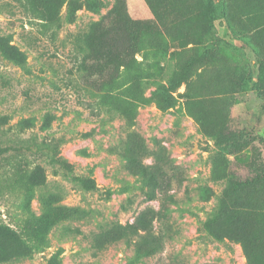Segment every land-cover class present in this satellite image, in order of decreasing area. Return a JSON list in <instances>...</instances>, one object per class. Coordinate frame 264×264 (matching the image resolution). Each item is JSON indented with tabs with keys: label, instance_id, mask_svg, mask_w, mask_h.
<instances>
[{
	"label": "rangeland",
	"instance_id": "1",
	"mask_svg": "<svg viewBox=\"0 0 264 264\" xmlns=\"http://www.w3.org/2000/svg\"><path fill=\"white\" fill-rule=\"evenodd\" d=\"M0 152V264H253L204 224L262 243L264 0H0Z\"/></svg>",
	"mask_w": 264,
	"mask_h": 264
},
{
	"label": "trees",
	"instance_id": "2",
	"mask_svg": "<svg viewBox=\"0 0 264 264\" xmlns=\"http://www.w3.org/2000/svg\"><path fill=\"white\" fill-rule=\"evenodd\" d=\"M126 32L127 30H125V33ZM107 35L108 33L102 34L99 40H97L96 44L92 42L93 39H91L90 35L87 36V40L91 43L92 46L82 50V52L85 54V58H91L92 60L99 62V60L105 59V57H107L114 63L119 61L123 57V54L127 51L124 50L122 47H125L126 49L127 47L130 48L128 45L130 43H126V40L123 39V37H119L118 39L117 35L113 39L109 38L108 40H105ZM119 44L123 45L121 47H118ZM5 46V53L10 57L11 60L17 63L25 62V55L20 52L16 47L9 46L7 44ZM260 178H262V176H260L259 179ZM79 181L81 184L84 183L87 189L91 188L90 186H88L91 185V181ZM247 183L248 182L236 183L235 189H238L239 187L244 186ZM232 207H234V204L230 205L227 203L226 200H222L214 214L204 224L205 229L217 240H221L222 238L227 237L229 239L241 242L246 255L251 260V262H253V264H264V235L261 238V245L259 242V238L257 239L255 236L247 234L246 232L249 225L247 218L239 216L236 212V209H233ZM169 211L170 209L168 203L164 201L160 211V215L162 216V218L167 219ZM68 212H70V214H76L78 210H69ZM225 216L230 217L231 219L225 218ZM227 220L230 221L232 227L228 231L221 228V226L224 227V221ZM141 222L142 220L139 218L136 222L132 224H127L126 226H115L113 223H109L107 224V226H111L113 230L117 229V227L119 230H121V233H118L117 237L111 234L113 238H116V241H124L128 245L134 243L135 248L141 249L142 242L144 241V239H146V235L144 233L148 232L147 224L142 225ZM140 232H143V234H140ZM133 239H136V241H134ZM255 241H257L258 245L260 246L259 250L254 247ZM146 254L152 255L154 253H152V251H148V253Z\"/></svg>",
	"mask_w": 264,
	"mask_h": 264
}]
</instances>
